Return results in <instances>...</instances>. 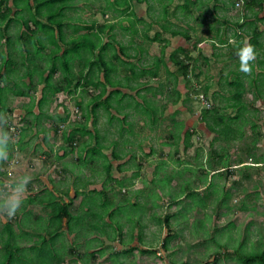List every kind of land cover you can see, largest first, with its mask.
<instances>
[{
  "label": "rangeland",
  "instance_id": "1",
  "mask_svg": "<svg viewBox=\"0 0 264 264\" xmlns=\"http://www.w3.org/2000/svg\"><path fill=\"white\" fill-rule=\"evenodd\" d=\"M19 1L24 2V0ZM178 1L176 0V2ZM223 1L231 3L232 0ZM102 5V0H93L88 5L87 0H77L73 3L74 9H70L69 13L80 15L82 19L77 20H81V23L90 24L92 20L104 22V20L110 18L111 13L104 14L100 9ZM10 6H13L10 0H6L5 3L3 1V4L0 5V28L6 22H3L1 15ZM136 11L139 15L144 13L143 16L146 19L151 18L152 10L137 8ZM28 13V10L20 8L15 14V18L22 20ZM132 16L134 19L136 18L134 15ZM153 17L155 15H152ZM77 20L72 18L71 22ZM30 28H34V25H30ZM156 28L158 27L154 26L150 34H153ZM71 31L72 28H67L66 32ZM9 32L10 41L13 40L12 36L19 37L22 34L28 36L29 34V30L22 24L14 23V19L9 25ZM38 33L42 36L40 31ZM118 36L120 37V35ZM42 38H44V35ZM122 38L126 39L127 37L125 35ZM197 38L196 32L194 37H192V41H198ZM104 39H106V34H104ZM136 41L139 44H143L148 50L147 54L142 55L144 59L140 60L143 63L151 62L152 56L159 53L157 41L149 42L142 41V39H136ZM192 41L186 40L180 35L176 36L170 42L164 54L169 74L166 73L165 68L161 64L157 70V76L150 82L151 84H157L162 80L165 83L163 90H160V87L152 89V91L156 92L151 96V99L157 101L158 112L162 110V115L156 114L161 116L156 124L146 123L145 115L137 114V111L132 109V106L122 109L127 112L125 123L117 120H112L108 123L107 115L104 112L98 113L96 126L101 133L106 130V135L110 134V138L117 137L119 126L123 125L125 127L122 137L129 138V141H127V144L120 141L122 144L118 145V148L122 151L118 152L124 156L119 161L126 164L124 169L127 172L124 169L121 172L114 166L116 163L114 162L110 171L115 179L106 180L108 175L104 172L96 170H93V173L91 172V163L89 166L83 165L81 167L84 174L95 180L96 187L100 188L101 182L105 184V194L108 196L109 202L116 203L125 198L129 199L119 204L116 212L112 215L113 218H108L109 224L106 226L109 231V240L116 234H121L118 237L121 240L127 237L126 231L121 230L119 222L123 220L122 229L127 227L137 233L139 226L137 221H139L142 225V241L137 240L138 238L135 234L134 237L137 239H131L130 243L133 242L135 244L138 241V245L141 243L140 246L154 250L146 253L137 248L140 250V253L136 256L137 264H256L254 262L246 263L242 256L252 250L264 249V108L255 112L254 116L256 118L250 115V117L255 118L256 131H253L251 127L249 128V122L251 121V118H249L250 121L246 120L242 126L243 135L241 137L232 138L229 141H225L222 138V140L214 141L213 144L210 143L215 133L207 130L201 114L206 108L212 109V107H218V111H221V107L218 104L221 103V100L216 96H208V93H210L208 89H206L204 95V84L201 82L199 75L196 76L191 72L183 75L167 57L168 53L176 45L188 47ZM7 44L5 36L0 35V49H5ZM46 45L45 51L48 52L52 46L51 44ZM15 47L16 45L13 48L15 49ZM111 48L113 50V46ZM197 50L198 42L197 48L192 49L191 55L198 56ZM2 55H5V50L2 51ZM16 56H18L17 53ZM20 59L18 58V64L15 66V76H24L27 80L26 72L31 67L35 70V73L40 67L49 68V64L47 66L41 58H34L38 64L37 66L31 63V59H28L27 62H21ZM28 62H30V65ZM78 64V59L75 58L73 60L75 71L79 69ZM5 66L11 68L13 64H6ZM198 69L199 67L195 68V72H198ZM174 74L177 76L176 81ZM53 77L54 79H60L62 75L56 73ZM33 78L34 83L37 82V73ZM21 84L23 85L24 82L22 81ZM132 84L134 83L132 82ZM41 86V84L36 85L35 89L30 90V95L34 99L39 97ZM7 88L8 84H6L3 92L8 91ZM136 90L138 88L127 89V92L134 95ZM95 91L96 89L93 87H88L87 91L84 92V97L77 92L75 94H67L63 91L58 92L55 96L50 97L49 106H44L47 107V113L51 115L43 117L39 123L34 122V119H32L35 114L25 112L32 107L31 103L28 104V97L30 98V96L27 95L24 100L22 97L18 99L15 98L16 96H12L13 100L10 103L13 106L12 108L16 110L18 108L24 109V117L17 114L12 115L11 113L4 117L7 119L6 121H10L14 126V130H10V127L7 130L11 133V144L14 145V150L18 149L22 154L19 156L15 155L14 162L8 163L12 169L9 170L10 176L8 175L7 178L17 179L24 175H30L32 179L29 182V187L34 194H37L41 188L40 185L44 183L39 184V182H36L35 175L44 171L47 174L46 188L55 187L59 201L70 199L74 194L72 180L74 174H76L77 166L74 162H76L75 160L80 152L84 154V150H81L80 145L83 144L85 139H88V136L80 135L79 132H76V139L71 141L65 135L68 131L78 126L77 122H85V111L83 112L82 109L84 107L78 106L76 100L82 98L81 102L84 104L85 99ZM175 91L179 92L180 97L176 102H172V99L177 96ZM139 94L150 95L143 88H139ZM136 98L141 99L140 95L136 96ZM124 111H121L120 114L117 113L118 117H123ZM33 112H38L37 107L33 108ZM66 112L68 113V119L65 122H61L59 116L65 115ZM128 122L133 127L132 132H130L131 128H129ZM179 122L183 123L180 131L181 135L186 128L192 129L193 135L190 138L191 146L186 149L182 145L183 138H178L177 151H174L175 144H172V133L175 125ZM56 124L60 125L58 131L54 132ZM86 125L92 129L90 119L86 121ZM126 129H128V132ZM180 133L179 136H181ZM109 137L105 140V143L109 141ZM91 142L93 143V139ZM63 147H67L69 152L62 158L64 163L61 165L64 168H70L72 166L70 162L73 160V171L68 169L63 171L60 169V162L55 163V166L54 162H52L55 152L57 151V154H59L60 151L62 152L61 149ZM209 148H211L212 158L207 162V151ZM196 151L199 154L194 159ZM252 157L255 160H252ZM110 160L114 161L113 158ZM160 161H166L167 164H164V166L158 165ZM201 161L203 162L201 163ZM209 163L210 167L206 169L205 164L208 166ZM135 172L138 173L135 174ZM167 174H170L169 177L171 178L167 179V183L161 182V178ZM48 176H50L49 179ZM119 179H122V183L119 182ZM209 179L212 181L211 184L208 183ZM187 181H190L188 183L191 186L188 190H195L197 191L195 192L196 194L199 192V195L204 198L202 205L195 203L191 197L187 196L189 192L188 190L186 191ZM4 183L3 179V182L0 183L3 188L0 189V201L5 198L7 193ZM89 187H93V185ZM199 195H194L197 200L200 198ZM85 196L94 200L92 196L98 198L99 194L85 193ZM80 199L81 196L73 197L69 205L71 212H80L79 210L83 206L80 203ZM132 201L137 202L139 205L137 204L136 207V205L131 204ZM27 205L28 203L25 208L28 207L32 212H35L32 213L33 218L47 214L48 209L42 204L33 202ZM116 205L117 203L114 204V207ZM95 208L100 209L96 206ZM0 213H2L1 215L4 214L3 217L0 215V227L4 221H11L12 224L19 221V214L15 215L16 217H9L6 216V212L2 209H0ZM89 216H91L89 220L97 218L94 214ZM74 219L75 221L72 222L71 228L75 227L78 231L86 232V235L89 236L87 241L89 246L99 247L102 243L99 236L104 235L82 228L83 222L78 220V218ZM77 221H80L82 227L76 225ZM23 223L28 225L27 221ZM167 234L171 237L167 242L166 248H164L162 240ZM22 235L24 237L23 241L19 240V238L22 240L21 235L17 236V243L20 246L36 245L37 247L35 248H38L41 245L39 241L36 242L32 238L34 235L28 232H22ZM55 237V243L61 241L62 237L66 239L62 232ZM130 238L128 237L125 241H129ZM123 242L119 241L117 245H113L116 248L113 249L114 251L110 255L113 260L125 259L126 253L120 251L124 246L122 245ZM65 247L68 250L66 245ZM238 249L239 252L237 253L236 250ZM104 251L106 249L99 252ZM2 252L4 251L0 247V254ZM121 254L125 256H121ZM66 257H71V255L68 254ZM66 261L67 259L64 262ZM134 261L135 258H132L129 263L135 264Z\"/></svg>",
  "mask_w": 264,
  "mask_h": 264
},
{
  "label": "trees",
  "instance_id": "2",
  "mask_svg": "<svg viewBox=\"0 0 264 264\" xmlns=\"http://www.w3.org/2000/svg\"><path fill=\"white\" fill-rule=\"evenodd\" d=\"M3 1L4 3L6 2V0H0V5L3 4ZM10 1L13 6L7 7L6 12L1 15L3 22H6L0 28V35L3 37L5 36L8 44L5 49H0V80L6 81L7 77L14 80L16 77L15 66L18 64V58H21V62H27L28 59H31V63H33L34 66L38 65L34 58H41L47 66L49 64L48 69L46 67H40L36 71L38 79L37 82L34 83L33 81V77L36 73L33 67H31V69H28L26 72L28 81L22 80L24 82L22 88H17L15 90L14 88L11 89L13 93L30 96L28 104L31 103L32 107L30 110L28 109L25 112L35 114V117L32 118L34 119L33 121L39 123L43 117L51 115L47 113V107L44 106H49V103L51 102L50 97L55 96L58 92L63 91L67 94H75L77 92L80 96L84 97V92L87 91L88 87L96 89L94 93L85 99L84 104L81 102L82 98L80 100H76L78 106L84 107L82 109L83 112L85 111V122H77L78 126L68 131L65 135L71 141L76 139V132H79L80 135L88 136V139H85L83 144L80 145L81 150H84V154H81L80 152L75 160L76 162H74L77 165L75 170L76 174H74L72 180L74 194L66 201H59L58 195H56L55 192V187V189L53 187L46 188V184H41V188L38 190L37 194H34L29 187L28 189L30 190V195L27 196L28 198L26 197L24 199L22 207L16 213V215L19 214L20 223L24 224L23 222L27 221L29 226H38L39 229L46 231V235L49 238L42 236L40 238L41 245L38 248H35L37 247L36 245L26 247L20 246L17 243L18 240L16 241V239L17 236L22 234L17 235L16 233H13V228L11 226L12 222L9 221L4 224L2 232L0 233L2 239L4 238V235H6V239L4 241H0V247H2L4 251L0 254V264H17V260L14 258V243L15 246L18 245L16 249L17 255L20 252L28 253V264H60V261L63 259L62 251L54 242L56 238L55 236L59 235L61 232L67 236L68 234H66L65 231L69 233L72 231L75 232V236L73 237L74 239H72L75 245L69 243V238L67 237L66 239H64V237L60 239L64 242L62 243V247L67 250L65 247L66 245L68 247V252L71 253L76 251L78 239L83 236H88L86 235V232L84 233L83 231H78L75 227L71 228L72 222L75 221L74 218H78V220L83 222L82 227L80 221H77L76 225L78 227H82L86 230L97 232L99 234H105L108 237L109 231L106 226L109 224L108 218H113L112 215H114L116 209L122 201H126V199L129 200L128 198H125L122 201H118L116 202L117 205L114 207V204L116 203L109 202L108 196L105 194V184L101 182V186L98 188L95 186V180H92L91 177L83 173L81 166H89L91 163V172L93 170L104 172L108 175L106 180L115 179L110 171L113 163L110 159L113 158L114 160H118L122 158L123 156L120 152H118L122 150H119L118 145L120 146L122 143L127 144V141H129V138L122 137L123 129L125 130L123 125L119 126L117 137L110 138V134L106 135V130L101 133L99 128L96 126L98 113L101 114V112H104L107 115L106 119L108 123L112 120L125 123L124 121L127 112L122 109L132 106V109H135L137 114L145 115L144 117L146 123L156 124L157 120L161 117L156 114L159 113L162 115V110L158 112L157 101L151 99V96L156 92L152 91V89L160 87V90H163L165 88V83L162 80H160L157 84H151L150 82L157 76V70L161 64L165 68L166 73L169 74V69L166 60L164 59L165 51L170 44V40L166 34L171 36L180 35L186 40L190 39L189 32L187 28H184L182 23L185 21L188 27L190 26V20H198L199 16L195 13L198 8L194 7V3L198 0H182L174 9H172L171 12L169 10V5L165 2L162 4L163 7L159 9H152V4L149 3L148 10H152L155 13L156 17L153 20L156 21L155 23H152V21H149L137 14L134 5L136 2H140L142 0H102L103 5L100 9L104 14L110 12V18L104 20V22L92 20L90 24L81 23V20H77L82 19L77 13H69L70 9H74L73 3L77 0H24L23 3L19 0ZM92 1L93 0H87V5ZM238 1H241L240 5H236ZM245 2L246 0H235V5L241 7L245 4ZM20 8L26 9L29 12L22 20L15 18V14ZM177 12L178 15L176 18H178V22L168 19V15H174ZM132 15L136 18L134 19ZM72 18H76L78 22H71ZM13 19L14 23L22 24L29 30L28 36L23 34L19 35V37L12 36L13 40H9V25ZM30 25H34V28H30ZM154 26L158 28L154 30L153 34H150ZM66 27L68 29L72 28V31L66 32ZM39 31L42 33V36L44 35V38L40 36L38 33ZM104 34H106V39H104ZM118 35H120V37ZM125 35L127 38L123 39L122 37ZM136 39H142V41L144 40L149 42L157 41L159 44V53L152 56L153 59L151 62L143 63L140 61L144 59V56L142 55L147 54L148 50L143 44H139ZM46 44H51L52 46L48 52L45 51V48L47 47ZM14 45H16L15 49L13 48ZM111 46H113V50ZM195 48H197V41L190 42V46L188 47L178 45L168 53L167 57L183 75L191 72L192 74L198 76V73L195 72V68L198 67V58L197 56L194 57L191 55L192 49ZM3 50H5V55H2ZM16 53L18 56H16ZM4 57L5 59L3 61ZM75 58L78 59L79 63V69L77 71H75L73 67V60ZM3 64H13V66L8 68ZM28 64L30 65V62H28ZM56 73H60L62 77L60 79H54L53 76ZM176 78L177 76L174 74L175 81ZM132 82L134 84H132ZM6 84L0 85L1 92L4 91L3 87H6ZM40 84L42 85L40 89L41 93L39 97L34 99L30 95V90L35 89L36 85ZM136 88H138V90H136L134 95L127 92V89ZM139 88H143L144 91H146L147 94L150 93V95L139 94ZM175 92L177 96L172 99V102H176L180 97L179 92ZM205 93L206 89L204 90V95ZM135 95H140L141 99L139 100ZM236 100H238V97ZM1 104L2 98L0 97V105ZM242 105L245 108L246 104L243 103ZM34 107H37L38 112H33ZM4 109L3 105V107L0 108V112ZM238 110H240V107ZM121 111H124V116L118 117L117 113L120 114ZM258 111L259 109L256 108L255 112ZM251 116H254V113L251 114ZM23 117H21V119H23ZM245 117L246 115L244 114L242 117L241 113L230 115L223 109L218 111V107H212V109L206 108L201 114V118L204 120L207 130L215 133L211 138L210 143L212 144L218 139L222 140V138L225 139V141H229L232 138L241 137L243 135V124L246 120L250 121L249 118ZM254 117L256 118V116ZM59 119L61 122H65L68 119V113L66 112L65 115H60ZM88 119L91 120L92 129L88 128L86 125V121ZM249 123L251 129L256 131L257 124L254 120H251ZM127 124H129V128H131L130 132H132V125L130 122ZM5 125L7 127H5L6 130H8L9 127L10 130H14V126L10 121H6ZM59 125L60 124H56L54 126V132L58 131ZM182 126V122L176 124L174 132L172 133V144H175L174 151H177L176 148L178 146V138H183L182 145L185 149L191 146L190 138L191 135H193V130L186 128L184 133L181 135L180 131L182 130ZM126 131L128 132V129H126ZM179 133L181 136H179ZM108 137L110 139L105 143V140ZM92 139L93 143L91 142ZM120 141H122V143ZM62 149V154H57V151L55 152V158L52 162H60V169L63 171H65L64 169L73 171V160L70 162V164H72L70 168H64L63 165H61L64 163L62 158L69 152L67 147H63ZM207 152V162H209L212 158L211 148H209ZM198 154L199 152L196 151L194 159H196ZM251 159L255 160L253 157ZM202 162L203 161H201V163ZM164 164H167V162H158V165L164 166ZM123 166L124 165L122 164H118L117 168L121 170ZM207 167H210V163L208 166H205L206 169ZM137 173L138 172H135V174ZM169 175L170 174L163 176L161 178V182L167 183V179L171 178ZM49 178L50 176H48V179ZM50 181H52V179H50ZM119 182L122 183V179H119ZM188 182L190 181L186 182V191L191 187ZM208 183L211 184L212 181L209 179ZM90 185H93V187H89ZM195 192L197 191L190 190L187 193V196L191 197L195 203L202 205L204 198L199 195V192L197 194ZM85 193H98L99 197L95 198V196H92L94 200H91L92 198L85 196ZM194 195H199L200 198L197 200ZM74 196H81L80 203L83 205L79 210L80 212L77 211L76 213L69 210V205L71 204ZM30 202L46 206L48 209L47 214L45 213L43 216L38 215L33 218L31 209L25 208L27 203L31 204ZM131 204L136 205L137 207L138 203L132 201ZM95 206L100 209H96ZM90 214L96 215L97 218L95 220H89V217H91L89 216ZM119 223L120 228L123 231L121 227L123 220ZM137 224L139 225L138 231L137 233H134L132 230L130 233L132 238L130 239H133L136 234L138 240L141 242L142 225L139 221H137ZM51 230H53V232H51ZM122 231L121 233L123 234ZM120 235L116 234L112 237V239H118ZM36 237L37 239L34 240L37 242L38 235H36ZM170 237L171 236L169 234L163 237L162 245L164 248H166ZM87 245L89 246L88 242ZM132 248L133 246H129L128 248L126 247L124 252L129 253L132 251ZM140 250L150 253L154 249L144 247ZM99 251H103L101 246L94 248L91 252L76 254V256H95L97 252L100 253ZM236 251L238 253L239 249ZM242 259L246 263L254 262L256 264H264V249L252 250L249 253H244ZM75 261L76 260H71L69 264H74Z\"/></svg>",
  "mask_w": 264,
  "mask_h": 264
},
{
  "label": "crops",
  "instance_id": "3",
  "mask_svg": "<svg viewBox=\"0 0 264 264\" xmlns=\"http://www.w3.org/2000/svg\"><path fill=\"white\" fill-rule=\"evenodd\" d=\"M181 1L182 0H179L178 2H176V0H142L140 2H136L134 8L135 10H137V8L146 10L149 8L150 3L152 4V9H159L163 7L162 4L165 2L169 5V10L171 12L172 9H174ZM194 4V7L198 8V10L195 12L199 16L198 20H190V26L188 27L185 21H183L182 24L189 32V40L192 41V37H194V34L197 32L198 56H194H197L198 58L199 69L197 73L201 79V82L204 84L203 88L209 90L210 93H208V96H216L219 100H221V103H218L220 105L219 107H221V110H225L230 115L241 113L243 117L245 114V118H251V120H255V118L250 117V115L253 113L256 114V108H258L259 111L264 108V0H246L245 4L241 7L235 5V0H232L231 3H227L223 0H198ZM178 12L174 15H168V19L178 22V18H176ZM143 14L144 13H142L141 16L145 18ZM152 15H155L153 11L151 12V18L147 20L155 23L156 21L153 20L156 16L152 18ZM166 36L169 38L170 42H172L175 37L179 35L169 36V34H166ZM245 43L253 44L258 53L255 62H253L252 71L250 73H245L239 70V57L237 52L239 47ZM177 46L178 45L175 47ZM22 80L28 81L26 77H20L18 75H16L14 80H12V78L10 79V77H7L6 81L0 80V85H5L8 83V91H0V97L2 98V106L0 105V108L3 107V105L5 108L0 112V115L6 116L8 113L9 115L10 113L12 115L17 114L18 116L24 115V109L18 108V110H16L15 108H12L13 106L10 104L13 100L12 96H16L15 98L18 99L22 97L23 100L27 98V95L16 94L11 90L12 88H14V90L17 88H22ZM4 87L3 90L5 89ZM237 97L238 100H236ZM243 103L246 104L245 108L242 105ZM239 107L240 110H238ZM3 127L5 129L6 125L4 124ZM61 150L62 152L60 151L59 154L63 153V149ZM9 153L8 160L0 162V177H2V179H0V183H2L4 179V186H6L8 181L13 180L7 178L8 175L10 176L9 170L12 169L8 163L11 161L14 162L15 155L19 156L22 154V152H20L18 149L14 150V145L11 143L9 145ZM120 159L114 160L112 165H114V162H116L114 165L116 167L118 164L125 166L126 164L124 162H120ZM55 165L56 164L54 161V166ZM124 166L121 170L119 169L121 172H123ZM124 170L127 172L126 169ZM35 178V181L39 182V184H45L47 182V174L44 171L37 173ZM28 188L29 184L24 194L25 198L30 195V190ZM0 189L3 188L0 186ZM26 209L29 208L27 207ZM32 213L35 212L33 211ZM1 214L2 213H0V215ZM3 216L4 214L1 215V217ZM6 216L8 215L6 214ZM13 217L16 216L14 215ZM6 222L8 221H4L3 224H1L0 233L2 232L1 229ZM11 226L13 228V233L22 234V232H28L34 235L32 237L34 239H37L36 235H38L37 242H41L40 238L42 236L49 238L46 235V231L39 229L38 226H29L27 224L20 223V221H18V223L12 224ZM123 231H126L127 238L129 235L131 237L130 233L132 230H129L127 227H123ZM65 233L68 234L66 237L69 238V243L75 245L72 240L74 239L73 237L75 236V232L72 231L69 233L65 231ZM102 235L104 236H99L102 240L100 246L101 248L106 249V251L101 253L97 252L95 256H76V254L88 253L96 248L87 245L89 236H83L78 239L76 251H74V253L68 252V250H65L62 247V243H64L63 240L56 243V246H58V248L62 251L63 259L60 261V264H69L71 260H76L74 264H130L129 260L132 258H135L134 263L137 264L136 256L140 253V250L137 248H144V246H140L141 243L139 245L137 244L138 241H136L135 244L133 242L130 243L131 239L129 241H125L127 238H122L121 240L111 238V240H109L105 234ZM21 237L22 240L21 238H19V240L23 241V235H21ZM5 239L6 235H4L3 239L0 236V241H4ZM134 239L137 238L134 237ZM17 240L18 239H16V241ZM119 241H124L127 243H122L124 246L120 250L121 252H124L126 247L128 248L129 246H133V251L126 253L124 260H113L110 256L114 251L113 249H116L113 245H117ZM23 246L26 247V245ZM17 247L18 245L15 246L14 243V258L17 260V264H28V253L20 252L18 253V256L16 253ZM68 254H70L71 257H66ZM123 255L124 254H121V256ZM66 259L67 261L64 262Z\"/></svg>",
  "mask_w": 264,
  "mask_h": 264
},
{
  "label": "clouds",
  "instance_id": "4",
  "mask_svg": "<svg viewBox=\"0 0 264 264\" xmlns=\"http://www.w3.org/2000/svg\"><path fill=\"white\" fill-rule=\"evenodd\" d=\"M237 55L239 57V70L245 73L252 71L253 62L257 58V50L251 43H245L239 47ZM6 118L0 115V162L7 161L9 158V145L11 143V133L4 129ZM32 177L24 175L6 183L7 193L5 198L0 201V209L11 217L16 215L22 207L25 199V192Z\"/></svg>",
  "mask_w": 264,
  "mask_h": 264
},
{
  "label": "built area",
  "instance_id": "5",
  "mask_svg": "<svg viewBox=\"0 0 264 264\" xmlns=\"http://www.w3.org/2000/svg\"><path fill=\"white\" fill-rule=\"evenodd\" d=\"M240 2H241V1H238V2L236 3V5H240Z\"/></svg>",
  "mask_w": 264,
  "mask_h": 264
}]
</instances>
